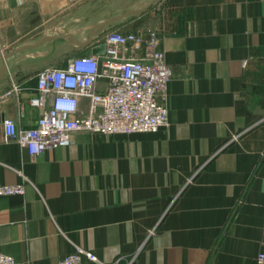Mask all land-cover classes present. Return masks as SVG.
Here are the masks:
<instances>
[{
	"label": "crops",
	"instance_id": "1",
	"mask_svg": "<svg viewBox=\"0 0 264 264\" xmlns=\"http://www.w3.org/2000/svg\"><path fill=\"white\" fill-rule=\"evenodd\" d=\"M130 10L143 11L112 21ZM113 29L157 31L169 125L82 130L35 157L6 141V119L38 123L40 71L93 54ZM16 183L24 194L0 196V250L17 264H58L75 246L119 264H258L264 0H0V184Z\"/></svg>",
	"mask_w": 264,
	"mask_h": 264
},
{
	"label": "built area",
	"instance_id": "2",
	"mask_svg": "<svg viewBox=\"0 0 264 264\" xmlns=\"http://www.w3.org/2000/svg\"><path fill=\"white\" fill-rule=\"evenodd\" d=\"M105 55L71 57L66 67H47L38 76V94L31 105L41 109L36 127L20 128L13 119L4 121L5 140L15 141L31 156L71 145L78 131L103 134L157 132L169 125L167 91L173 71L167 63L157 31L107 32ZM104 78L106 86L98 90ZM89 100L87 110L82 99ZM234 134L232 140H237ZM192 181V179H189ZM25 184H0V196L24 194ZM155 227L149 230L154 234ZM262 239L256 256L264 264V214ZM119 264L102 261L94 252L75 246L58 264ZM0 264H17L0 250ZM131 264V263H129Z\"/></svg>",
	"mask_w": 264,
	"mask_h": 264
},
{
	"label": "water",
	"instance_id": "3",
	"mask_svg": "<svg viewBox=\"0 0 264 264\" xmlns=\"http://www.w3.org/2000/svg\"><path fill=\"white\" fill-rule=\"evenodd\" d=\"M142 11L143 10H137V11H131L130 10V11L126 12L122 16H118L117 18H115L112 21H116V20L122 19V18L128 16L131 13H141ZM92 52H93V54H97V55H105L106 54V42H102L101 44H98V45L94 46L92 48Z\"/></svg>",
	"mask_w": 264,
	"mask_h": 264
}]
</instances>
